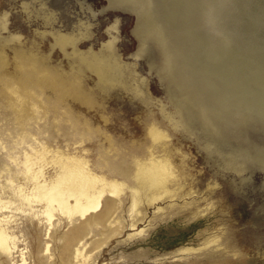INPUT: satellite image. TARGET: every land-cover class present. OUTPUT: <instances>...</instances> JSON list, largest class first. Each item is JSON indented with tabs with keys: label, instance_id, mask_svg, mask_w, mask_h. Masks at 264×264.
Wrapping results in <instances>:
<instances>
[{
	"label": "rangeland",
	"instance_id": "374dc122",
	"mask_svg": "<svg viewBox=\"0 0 264 264\" xmlns=\"http://www.w3.org/2000/svg\"><path fill=\"white\" fill-rule=\"evenodd\" d=\"M202 6L0 0V198L12 201L0 219L18 240L0 264L60 262L68 221L56 215L57 235H45L40 203L16 194L32 186L25 154L42 148L48 158L85 155L125 183L116 213L87 235L82 264H264V0ZM162 45L174 48L171 59ZM151 126L164 134L155 142ZM150 152L170 155L173 194L131 218L126 186ZM53 171L48 163L45 176Z\"/></svg>",
	"mask_w": 264,
	"mask_h": 264
},
{
	"label": "bare ground",
	"instance_id": "6f19581e",
	"mask_svg": "<svg viewBox=\"0 0 264 264\" xmlns=\"http://www.w3.org/2000/svg\"><path fill=\"white\" fill-rule=\"evenodd\" d=\"M200 1L203 2V6L209 2V0ZM207 14V12L203 14V19ZM199 16L198 19L201 18ZM172 45L174 44L172 43ZM165 46L162 45L164 53L168 59H171V51L174 48ZM72 47L73 52L79 53L83 57H88L90 54L89 52H78L74 49V46ZM87 65L91 66L89 62H87ZM98 67V76L106 78L109 70L108 66H106V69L103 65ZM115 70L120 71L117 64ZM109 80H111L110 77L107 81ZM65 92H70L69 87H64L63 93ZM231 117V115H228L227 118L231 120L233 118ZM223 120L225 119L223 118ZM149 133L154 142L164 136L156 126H151ZM205 146L211 148L209 144H205ZM35 153V155L25 154L22 169L24 178L26 181H31L32 186L28 191L24 187L18 186L16 194L24 203H40L39 211L42 216H39V218L45 223L47 229L45 235L51 236V232L53 237L57 235L54 233L57 232L55 229L56 215L62 216L68 221V229L58 233L61 240L59 264H67L71 258L76 259L75 264H82L89 258V255L85 252L87 235L92 230L93 225L100 224L104 226L105 222L116 213L120 206L119 198L124 192L125 183L120 181L115 173L110 174L113 176L112 178L100 173L102 170L92 167L85 155L79 156L56 152L48 158V150L45 148L40 151L35 150ZM262 153L264 155V151ZM48 163L54 167L50 177H46L44 172ZM262 163L264 167V158H262ZM174 177L175 170L172 159L167 153L158 156L150 152L145 159H138L135 162L132 184L126 186L131 200L128 208L129 216L131 218L137 216L141 211L140 205L142 203L153 204L165 195H172L173 193H171L172 191L169 189L167 182ZM11 203V200L0 198V209L8 207ZM159 208L157 207V209ZM36 215H38V211ZM8 223L9 218L0 219V254H11L15 248L18 249V240L16 235L9 229ZM131 225H134V223H131ZM53 227L54 231L51 230ZM117 230V228H111L109 234H105L104 237L107 238ZM141 231L142 228L138 230V232ZM211 241H214V238L206 240L204 244ZM103 242H105V239L95 241L96 244L93 248L100 247ZM45 244V251H48L50 249L49 243L46 242ZM190 249H193V247L186 248V250ZM23 253L24 251L20 249L21 260L25 261Z\"/></svg>",
	"mask_w": 264,
	"mask_h": 264
}]
</instances>
